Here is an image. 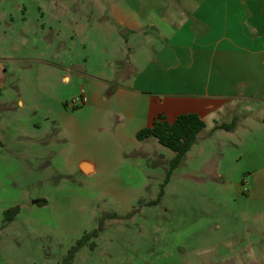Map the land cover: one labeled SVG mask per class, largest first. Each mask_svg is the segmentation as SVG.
<instances>
[{"label":"rangeland","instance_id":"obj_1","mask_svg":"<svg viewBox=\"0 0 264 264\" xmlns=\"http://www.w3.org/2000/svg\"><path fill=\"white\" fill-rule=\"evenodd\" d=\"M177 2L0 0V264H60L95 231L71 264L264 259V109L206 115L170 175L175 154L137 138L131 63L162 40L127 25L165 34Z\"/></svg>","mask_w":264,"mask_h":264},{"label":"crops","instance_id":"obj_2","mask_svg":"<svg viewBox=\"0 0 264 264\" xmlns=\"http://www.w3.org/2000/svg\"><path fill=\"white\" fill-rule=\"evenodd\" d=\"M175 6L164 17L165 34L150 37L141 22L127 25L129 36L162 40L140 66L131 63L130 91L145 106L148 124L190 113L224 117L240 104L258 105L254 113L264 109V0H178Z\"/></svg>","mask_w":264,"mask_h":264},{"label":"trees","instance_id":"obj_3","mask_svg":"<svg viewBox=\"0 0 264 264\" xmlns=\"http://www.w3.org/2000/svg\"><path fill=\"white\" fill-rule=\"evenodd\" d=\"M220 127L232 129L231 126L223 125ZM205 129V122L196 114H182L173 123H169L164 117L160 116L152 127L140 130L137 138L139 141L155 138L160 145L170 149L175 154L170 165V175L179 167L193 145L205 134ZM19 211V207L6 211L7 221L12 220V217L17 215ZM97 235L98 233L95 231L93 234H86L78 240L60 264H71L80 249L86 245L90 238Z\"/></svg>","mask_w":264,"mask_h":264},{"label":"water","instance_id":"obj_4","mask_svg":"<svg viewBox=\"0 0 264 264\" xmlns=\"http://www.w3.org/2000/svg\"><path fill=\"white\" fill-rule=\"evenodd\" d=\"M124 33V32H123ZM80 171L87 175V176H90L92 174L95 173L96 171V168H95V165L91 162H88V161H83L81 164H80Z\"/></svg>","mask_w":264,"mask_h":264},{"label":"built area","instance_id":"obj_5","mask_svg":"<svg viewBox=\"0 0 264 264\" xmlns=\"http://www.w3.org/2000/svg\"><path fill=\"white\" fill-rule=\"evenodd\" d=\"M75 101H76V102H79V103H81V104H85V103H86L85 92L82 91L81 96L78 97Z\"/></svg>","mask_w":264,"mask_h":264}]
</instances>
